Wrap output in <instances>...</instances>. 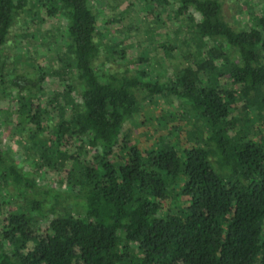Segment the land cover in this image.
Wrapping results in <instances>:
<instances>
[{
    "label": "trees",
    "instance_id": "trees-1",
    "mask_svg": "<svg viewBox=\"0 0 264 264\" xmlns=\"http://www.w3.org/2000/svg\"><path fill=\"white\" fill-rule=\"evenodd\" d=\"M110 2L115 22L122 0ZM145 2L147 23L125 31L157 43L156 79L152 55L130 59L102 36L91 0H0L1 99L13 97L15 21L65 22L63 42L51 36L58 66L49 65L65 103L41 102L49 73L37 60L27 62L38 78L13 81L8 120L42 175L58 179L40 184L0 146V264H264V12L243 28L220 0ZM174 57L176 67L163 63ZM167 96L197 117L171 128L176 145L131 144L126 123Z\"/></svg>",
    "mask_w": 264,
    "mask_h": 264
},
{
    "label": "rangeland",
    "instance_id": "rangeland-1",
    "mask_svg": "<svg viewBox=\"0 0 264 264\" xmlns=\"http://www.w3.org/2000/svg\"><path fill=\"white\" fill-rule=\"evenodd\" d=\"M124 1L127 3V6L124 5ZM145 1L146 0H122V5L118 4L120 8L115 11V14H118L115 22L108 20V16L112 13L110 0H91V3L92 8L98 15V29L102 36L105 39L111 40L112 44H119L120 48L128 52L130 59H136L142 57V55H152L151 59L154 60L155 63L152 65V68H149V71L153 78L156 79V72L158 69L162 68L159 64L161 63L160 57L153 51L157 49V43H150L147 39V34L144 32H139L134 35L131 33L128 34L125 31V27L129 24L141 26L147 23V8H151L152 6ZM220 1L223 4L224 14L227 20L234 26L249 28L251 24V13L262 14L264 12V0ZM35 11L36 9L33 12ZM43 14L45 20L44 23H41L42 25H39V30L37 26L33 27L34 25L31 23L32 19L29 18L28 22H26L25 16L18 18L15 21L16 23L14 24L12 34L9 38L10 42L6 45V49H8V53L10 54V58H7V72L9 73L8 76L11 82L8 86V90L12 92L13 97H11V94H7L4 96L5 98H0V146L7 150L11 158L20 162L26 170L33 171L34 173L32 172V175L38 178L40 184L47 181L55 184L57 183L56 179H58L57 174L51 173L48 176L42 175L44 171L36 167L37 165H34L35 157L24 147L22 137L15 135L14 127L11 125L10 121H16V117L8 116L9 111L13 108L14 110L18 109V101L14 98V95H17L18 88L13 84L14 79L18 74L27 78L39 77L40 72L37 69V65H35V68H31L28 65L27 61L30 59L37 60L36 62H39V65L45 67V72L49 73L46 75V79L43 83L45 95L41 97V102L45 104L54 95L58 94L60 98L59 102L61 104L65 103V98L61 95L62 92H60L64 89L65 81L61 79V77L59 78L60 75L52 74L49 68L50 64L54 67L58 66L55 59L58 55L57 51L59 47L57 44H54V41L56 38L59 43L63 42L62 37L65 36V22L58 17L48 18L47 14ZM111 19H113V17ZM163 19L167 22V31L172 32L175 29H173L171 25L172 22L167 21L166 17ZM47 30H49L51 34L45 35ZM52 35L56 37L52 39ZM183 36L184 34H177L173 37L172 42L175 47L181 48ZM14 38H16V42H14ZM45 38H48V40ZM162 38H167V36ZM123 41L124 43L122 44ZM14 55H18V57L21 56V61H14ZM126 60L127 59H123L121 62ZM179 61V57H174V59H167L163 61V63L168 64L170 68H174ZM182 111L181 106L177 102H174L170 96L163 99L146 101L142 105L140 111L126 123V129L130 131L131 135L129 141L131 144L137 145L143 149L156 147L160 144L165 147L176 145L177 137L171 128L185 126L188 119L194 120L197 117L193 112H188L186 117L184 116L185 112L181 113ZM8 118H10V121ZM125 158H127L126 154L122 156L121 153L119 162H123ZM63 164H66V160ZM65 190L73 191L71 187H65ZM0 223H2L1 219Z\"/></svg>",
    "mask_w": 264,
    "mask_h": 264
}]
</instances>
